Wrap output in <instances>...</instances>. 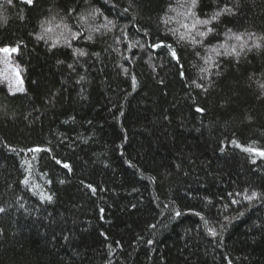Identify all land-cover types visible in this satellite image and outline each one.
<instances>
[{"label":"trees","instance_id":"obj_1","mask_svg":"<svg viewBox=\"0 0 264 264\" xmlns=\"http://www.w3.org/2000/svg\"><path fill=\"white\" fill-rule=\"evenodd\" d=\"M191 2L0 1V264H264V0Z\"/></svg>","mask_w":264,"mask_h":264},{"label":"snow or ice","instance_id":"obj_2","mask_svg":"<svg viewBox=\"0 0 264 264\" xmlns=\"http://www.w3.org/2000/svg\"><path fill=\"white\" fill-rule=\"evenodd\" d=\"M7 2H8V3H11L12 0H7ZM23 2L27 3V4L30 5V6L33 4V0H23ZM196 3H197V0H192L191 5H190V8H195V7H196ZM124 11H127V9H125ZM224 11H226V12H230L231 10L226 8V9H224ZM220 14H221L220 12H216V13L213 15V17H212V20H215L217 17H219ZM189 15H194V14L191 13V11H190V12H189ZM109 23H111V22H109ZM209 23H211L210 20H203V21L197 20V21L191 26V28H189V26H188L187 24L183 25V27H184L185 29H188V33H186V34H181L180 37H179V39H180V40H184L186 35H189V36H190L191 30H192V29H195V27H196L197 24L207 25V24H209ZM46 31H51V29H50V28H49V29H46ZM212 31H213L212 28H208L206 32H204V31L196 32V36H199V37H201V38H204V37H206L209 33H211ZM145 35H147V33H145ZM78 36H79L78 33H75V32L72 33V38H73V39H77ZM43 38H44L43 36H39V37H37V39H43ZM91 38H92L91 36L88 37L89 40H91ZM235 39L240 40L241 38H240L239 36H237V37H235ZM190 42H191L192 44H198V43H202V40H201V41H197V40L195 39V37H191V36H190ZM137 43H138V42H137ZM69 46H70V45H69ZM148 46H149L150 48H152L153 50H155V49H159V48H167V49L169 50L170 55H171L174 59H176L177 62L179 63V58L177 57L176 50H175V48L172 47V45H170V44H166L164 41L160 40V41H156V42H154V43H151V44H149ZM254 46L257 47V48L260 47L259 44H255ZM53 47H55V45H53ZM242 47H243V45H242ZM129 48H131V45L129 46ZM18 51H19V48H18L17 46H4V47H0V53L5 54L7 57H11V55H12L13 53H17ZM213 51H215V49H213ZM233 51H235V49H233ZM77 54L80 55V56L85 55V53H84L83 51H79ZM217 55H219V53H217ZM210 59H211V58H209V60H210ZM206 63H208V61H206ZM69 67H72V65H69ZM124 71L127 72V69H124ZM202 71L207 72L208 69H202ZM181 75H183V73H181ZM16 78H17V82H18V83H21V84L23 83V81L20 80V77H19V71H18V70H16ZM132 82H133V87H135V85H136L135 77H132ZM193 83H195V81H193ZM196 87L199 88V87H201V85L197 84ZM262 87H264V85H262ZM204 90L206 91L207 89H204ZM196 111H197V112H202L203 109L197 107V108H196ZM233 143L235 144L236 142L233 141ZM237 146H239V145H237ZM244 150H245V151H248V152H251V153H254L255 155H259V156H261V157H264V150H258V149H254V148H251V147L246 148V149H244ZM13 151H15V150L13 149ZM29 151H32V152H40V151H47V150H46V149H41V148H39V147H36V148H31V149H29ZM253 162H255V161H253ZM56 163H57V164H60V165H61L62 167H64V168L70 170V166H69L68 164H66V163H62L60 160H56ZM24 183L27 184V180H25ZM89 187H91V186H89ZM92 191L95 192V189L93 188ZM256 198H257V193H255V192H253V193H251L250 195L247 196V199H248L249 201L254 200V199H256ZM45 199H47V200L50 201V200H51V197H50V196H49V197H45ZM231 203L236 204V203H239V201L233 199V200L231 201ZM227 207H228V205H224V209H225V210L227 209ZM3 211H4V209H3V208H0V212H3ZM180 215H181V213H180L179 211H176V216H180ZM196 215H199V213H196ZM240 215H243V213H240ZM201 219H203V217H201ZM225 219L227 220L228 218L225 217ZM209 234L212 235L213 237H215V236L217 235V232H216V230H215L214 228H212V229H209ZM149 243H150V242H149Z\"/></svg>","mask_w":264,"mask_h":264},{"label":"rangeland","instance_id":"obj_3","mask_svg":"<svg viewBox=\"0 0 264 264\" xmlns=\"http://www.w3.org/2000/svg\"><path fill=\"white\" fill-rule=\"evenodd\" d=\"M16 70L19 71L20 80L23 81L24 72L17 62V53H13L11 57L0 53V87L6 88L11 94H20L24 91V84L17 82Z\"/></svg>","mask_w":264,"mask_h":264}]
</instances>
